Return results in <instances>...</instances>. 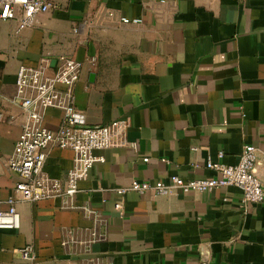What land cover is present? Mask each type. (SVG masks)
Segmentation results:
<instances>
[{
  "label": "crops",
  "instance_id": "1",
  "mask_svg": "<svg viewBox=\"0 0 264 264\" xmlns=\"http://www.w3.org/2000/svg\"><path fill=\"white\" fill-rule=\"evenodd\" d=\"M56 3L18 36L16 22L0 19V196L18 201L21 213L20 230H0V264H70L61 245L68 230L85 238L92 226L61 199L20 201V177L5 167L25 121L11 102L19 68L47 57L52 75L61 56L84 64L75 103L88 125L127 120L135 145L96 152L105 162L79 183L75 204L104 220V239L93 251L109 264H198L204 256L219 264H264V203L243 206L237 187L169 198L115 191L134 180L215 178L208 160L235 166L247 145L257 150L264 188V0ZM122 17L142 24L124 25ZM62 118L48 109L44 126L56 131ZM73 164L71 150L52 148L45 170L64 182ZM28 245L33 262L20 254Z\"/></svg>",
  "mask_w": 264,
  "mask_h": 264
},
{
  "label": "built area",
  "instance_id": "2",
  "mask_svg": "<svg viewBox=\"0 0 264 264\" xmlns=\"http://www.w3.org/2000/svg\"><path fill=\"white\" fill-rule=\"evenodd\" d=\"M164 3V2H163ZM56 0H0V19L14 21L13 35L35 25L41 14L56 10ZM113 13L109 16L113 17ZM124 25H140L141 19L121 18ZM78 29L74 30L78 34ZM84 64L69 56L59 58V67L49 74V60L43 57L37 67L21 66L17 72L16 94L11 100L19 106L24 116V124L14 151L5 160V167L16 172L20 181L15 192L22 202L37 203L44 200L61 199L63 208L80 210L92 222L89 234L79 238L76 231L68 230L62 241L63 250L71 258L70 264H109L93 251V246L104 239L100 226L102 215L90 206H77L75 198L80 192L79 183L87 180L94 166L104 163L105 158L96 155L98 151L135 147L128 138L129 122L116 120L101 126L88 125L85 116L75 103V88L80 81ZM2 95L0 94V100ZM48 109L60 110L63 118L56 131L44 126V115ZM4 116L0 113V122ZM52 148L69 149L74 154V164L67 179L62 182L52 179L46 172V162ZM2 151L0 143V152ZM220 158L223 157L221 153ZM257 150L252 145L244 147L240 161L235 166L215 163L208 160L206 167L217 172V177L186 181L179 176H171L167 182H146L134 180L130 185L116 189L123 197L130 192L140 195L153 193L157 197L169 198L177 193L184 195L202 194L220 188L237 187L243 195V206L264 203L263 184L256 173L259 162ZM148 162V158L144 159ZM8 206L7 210L2 205ZM121 217L124 215L122 203L115 205ZM21 229V213L18 201L11 198L5 202L0 196V230L18 231ZM22 259L34 261V248L28 245L20 250ZM198 264H219L203 261Z\"/></svg>",
  "mask_w": 264,
  "mask_h": 264
},
{
  "label": "water",
  "instance_id": "3",
  "mask_svg": "<svg viewBox=\"0 0 264 264\" xmlns=\"http://www.w3.org/2000/svg\"><path fill=\"white\" fill-rule=\"evenodd\" d=\"M203 261H209L208 257L204 256Z\"/></svg>",
  "mask_w": 264,
  "mask_h": 264
}]
</instances>
